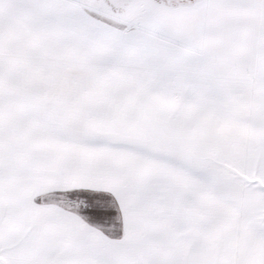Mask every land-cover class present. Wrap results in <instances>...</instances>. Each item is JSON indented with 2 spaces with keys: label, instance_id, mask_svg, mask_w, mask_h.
<instances>
[{
  "label": "snow or ice",
  "instance_id": "obj_1",
  "mask_svg": "<svg viewBox=\"0 0 264 264\" xmlns=\"http://www.w3.org/2000/svg\"><path fill=\"white\" fill-rule=\"evenodd\" d=\"M0 264H264V0H0Z\"/></svg>",
  "mask_w": 264,
  "mask_h": 264
},
{
  "label": "crops",
  "instance_id": "obj_2",
  "mask_svg": "<svg viewBox=\"0 0 264 264\" xmlns=\"http://www.w3.org/2000/svg\"><path fill=\"white\" fill-rule=\"evenodd\" d=\"M159 55L163 56L164 54H163V53H159ZM175 155L180 156L181 153H180V152H177V153H175ZM187 183H188L190 186H195V185L198 183V181H196L194 178H188Z\"/></svg>",
  "mask_w": 264,
  "mask_h": 264
}]
</instances>
